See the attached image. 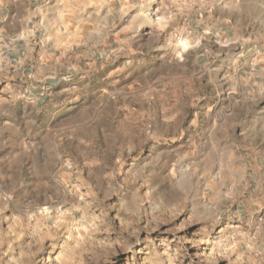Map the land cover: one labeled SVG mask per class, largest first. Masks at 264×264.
Listing matches in <instances>:
<instances>
[{
    "label": "rangeland",
    "instance_id": "obj_1",
    "mask_svg": "<svg viewBox=\"0 0 264 264\" xmlns=\"http://www.w3.org/2000/svg\"><path fill=\"white\" fill-rule=\"evenodd\" d=\"M131 11L132 82L0 101V264H264V0Z\"/></svg>",
    "mask_w": 264,
    "mask_h": 264
},
{
    "label": "crops",
    "instance_id": "obj_2",
    "mask_svg": "<svg viewBox=\"0 0 264 264\" xmlns=\"http://www.w3.org/2000/svg\"><path fill=\"white\" fill-rule=\"evenodd\" d=\"M132 7L133 0H0V101L43 99L57 84L84 81L89 74L114 82L130 77ZM117 52L122 62L116 63ZM259 63L264 75V55ZM260 84L264 88L263 76ZM242 98L230 103L235 114ZM242 123L231 129L246 131ZM253 123L255 129L262 125ZM5 139L1 134L0 146Z\"/></svg>",
    "mask_w": 264,
    "mask_h": 264
}]
</instances>
